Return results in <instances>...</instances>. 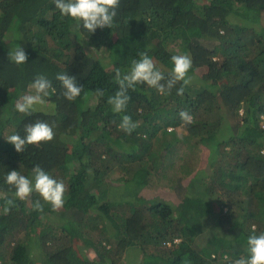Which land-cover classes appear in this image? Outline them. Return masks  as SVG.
I'll use <instances>...</instances> for the list:
<instances>
[{
	"label": "trees",
	"instance_id": "trees-1",
	"mask_svg": "<svg viewBox=\"0 0 264 264\" xmlns=\"http://www.w3.org/2000/svg\"><path fill=\"white\" fill-rule=\"evenodd\" d=\"M262 11L264 0H120L112 28L91 33L62 16L54 0H0V264H234L247 257L253 225L255 234L264 232V25L252 24ZM183 38L201 78L183 96L176 94L179 83L170 95L137 85L126 112L114 113L107 100L119 87L116 69L128 72L139 51H147L167 78L171 69L163 65L172 66ZM19 47L28 54L21 65L8 57ZM57 73L84 86L76 100L63 97ZM37 74L56 91L45 98L47 107L19 113L9 99L29 92ZM181 110L194 123L184 124ZM124 114L140 121L131 135L118 127ZM37 120L53 126L54 139L17 152L5 137L23 136ZM159 135L208 151L211 170L180 185L176 202L144 191L167 156L154 148ZM167 138L169 150L175 139ZM36 165L64 182L59 210L35 191L28 200L15 198L5 182L12 170L31 179ZM116 166L123 176L111 179ZM120 181L126 197L116 190ZM5 198L16 204L8 214ZM36 200L42 212L34 210ZM207 210L215 212L223 245L214 233V240L198 242L195 222Z\"/></svg>",
	"mask_w": 264,
	"mask_h": 264
},
{
	"label": "clouds",
	"instance_id": "clouds-1",
	"mask_svg": "<svg viewBox=\"0 0 264 264\" xmlns=\"http://www.w3.org/2000/svg\"><path fill=\"white\" fill-rule=\"evenodd\" d=\"M54 4L62 16L82 22L78 23L76 28L82 26L87 31L94 33L97 28H112L120 0H54ZM138 55V59L132 60L128 72L122 73L120 69H116L114 79L119 87L115 94L109 96L107 100L114 113L126 112L131 99L128 94L129 89L134 91L137 85L146 84L148 87L155 88L161 95H170L172 89L179 83L181 86L176 88V94L183 96L185 88L192 82V77L188 75L193 63L190 56L186 54L172 55L173 67L166 78L147 51H139ZM8 57L11 62L17 65L28 62V54L22 47L10 50ZM56 79L63 89V97L68 101L76 100L84 91V86L77 84L75 76L57 73ZM28 88L29 92L16 101L15 109L19 113L29 116L38 110V106L43 107L46 103L45 98L56 91L52 82L43 74H37ZM95 91L99 96L104 95L103 89L98 88ZM179 116L186 125L194 123L193 116L186 110H181ZM139 126L140 121H134L128 114L122 115L118 125L119 129L128 135H131ZM54 137L53 126L46 121L37 120L25 125L23 136L12 134L5 138L14 145L17 152H23L26 145L50 142ZM178 139H183L179 133ZM5 182L15 189L14 197L21 201L28 200L35 191L44 202L51 205L54 211L62 208L65 203L67 188L64 182L55 179L40 165H36L32 169L31 179L17 170H12L7 173ZM15 206V199L5 198L4 214H8ZM33 208L42 212L43 204L40 200H36ZM255 231V226H253V234L247 238L248 256H241L234 264H264V232L257 235Z\"/></svg>",
	"mask_w": 264,
	"mask_h": 264
},
{
	"label": "rangeland",
	"instance_id": "rangeland-1",
	"mask_svg": "<svg viewBox=\"0 0 264 264\" xmlns=\"http://www.w3.org/2000/svg\"><path fill=\"white\" fill-rule=\"evenodd\" d=\"M238 18V17H236ZM241 20V19H240ZM242 21H244L242 19ZM256 27H260L264 25V11L261 13L260 20L252 23ZM193 31L190 29L187 34H191ZM205 42L213 43L211 40H203ZM186 39L183 38L179 43L176 44L175 48L173 49L174 54H186L188 55L187 52V46H186ZM189 56V55H188ZM165 68L172 69L173 65L171 67H167L166 65H163ZM202 67L196 69L192 66L190 69L188 75L193 78H196V80H199L202 76ZM201 74V75H200ZM200 75V76H198ZM28 92H23V95ZM23 95L19 97H14L12 96L10 100V105L12 107H15V103L18 99H20ZM51 105L50 103H47ZM46 106V105H44ZM47 107V106H46ZM178 133L181 135L183 133L182 131H176V135L178 136ZM164 136L161 137L159 135V138L156 137L154 139V148L156 150H163L165 153H167V156L163 159V162L159 163L160 168L159 170L155 171L156 169H153L152 176H149V182L144 188L145 194L148 196H156V197H161L165 200H171L173 202H176L181 199L182 197V192L184 189L180 188V185H184L187 180H189L191 177L195 176H203L206 170H211L210 164L208 165V160L205 158L207 154V150H205V147L201 146H189L185 144L184 142H181L180 140H176L175 138ZM167 138L168 140H173L174 144L171 149L168 150V148L163 145L164 142H162L163 139ZM171 140V141H172ZM264 151V149H263ZM123 176V170L119 167L116 166L115 170L112 171L111 173V179L115 178H120ZM148 178V177H147ZM207 180V178H204L203 180ZM120 188H116L119 192V196L126 197L128 195V192L126 190V182L123 181L120 183ZM155 194V195H154ZM215 198H212V200L209 201H214ZM227 209V207L225 208ZM216 211V210H215ZM201 212V211H198ZM202 213H205L206 215L201 217L200 220H197L195 222L196 226L195 227H200L199 233L196 234V237H198V242L202 244H206L210 238L214 240V236L212 234L214 233L217 236V241L219 245H223L224 241L222 240L223 236H221V232H216L215 230H219V227L216 225L215 221V212L212 210L211 211H203ZM90 221H87L85 223V229L91 230L92 224ZM254 226V225H253ZM99 232L98 230H95L94 234H97ZM100 233V232H99ZM93 234V233H92ZM220 234V235H219ZM99 236L95 238L97 240ZM222 237V238H221ZM91 242L93 240V237H88ZM224 239V238H223ZM84 238L80 240L79 245L81 248H85V245H83ZM228 246H236L237 242L233 241H226ZM109 247L110 245L107 244ZM90 250V255L92 257L96 256V251L91 247L90 245L87 247ZM30 261V257H28ZM118 264H123L121 260H118Z\"/></svg>",
	"mask_w": 264,
	"mask_h": 264
}]
</instances>
